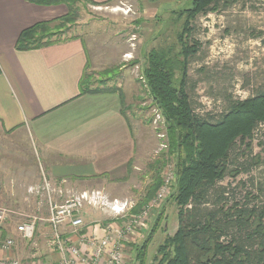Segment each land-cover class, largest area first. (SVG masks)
Listing matches in <instances>:
<instances>
[{
	"label": "crops",
	"instance_id": "0c3cea01",
	"mask_svg": "<svg viewBox=\"0 0 264 264\" xmlns=\"http://www.w3.org/2000/svg\"><path fill=\"white\" fill-rule=\"evenodd\" d=\"M66 12L63 5L0 0V209L7 211L0 239L14 241L10 250L0 251V260L57 263L48 219L52 209L70 200H79L83 227L71 235L67 224L59 226L63 237L67 233L82 251L92 238L115 239L112 229L123 220L100 202H136L131 197L144 187L147 192L156 176L153 169L159 160L152 153L159 142L142 136L141 121L123 109L118 93L80 94L81 77L96 70L92 65L87 69L82 39L15 49L21 32ZM135 125L138 140L132 133ZM159 206L149 221L160 215ZM29 220H34L35 230L26 240L16 227ZM148 227L126 236L124 252L131 254L145 241Z\"/></svg>",
	"mask_w": 264,
	"mask_h": 264
},
{
	"label": "trees",
	"instance_id": "16d2710c",
	"mask_svg": "<svg viewBox=\"0 0 264 264\" xmlns=\"http://www.w3.org/2000/svg\"><path fill=\"white\" fill-rule=\"evenodd\" d=\"M26 1L40 6L63 5L67 12L21 32L15 44L17 51L79 39L78 36H61L66 33L61 30L79 17L78 4L84 1L100 7L111 2ZM219 1L191 0L187 7L173 11L183 20L177 37L179 51L152 49L145 57L143 76L150 96L162 113L166 128L164 140L176 167V182L169 199L177 207L178 226L173 236L167 237L157 249V255L161 254L158 264H264V204H248L249 197L260 199L264 189L256 187L258 194L255 196L247 192L242 203L228 197L232 189L219 185L227 175L236 178L260 164L258 154L247 159V152L251 151L253 138L264 135V127H259V124L264 125V93L230 102L226 111L218 116L202 117L193 113L186 89L187 65L197 52L187 43V37L193 31L192 22L198 15L215 11ZM108 70H104L106 74L103 75H110ZM175 73L180 74L177 81L174 80ZM88 80L85 72L79 82L81 95L117 92L124 109L125 96L121 90L113 86L90 87ZM100 85H104L101 80ZM157 140L160 144L161 140ZM161 181L162 178L157 176L153 178V184L142 200L144 204L154 196ZM136 207L132 213L139 212ZM162 219L161 215L156 217L153 229L138 248L135 255L138 263L142 264L146 245Z\"/></svg>",
	"mask_w": 264,
	"mask_h": 264
},
{
	"label": "rangeland",
	"instance_id": "374dc122",
	"mask_svg": "<svg viewBox=\"0 0 264 264\" xmlns=\"http://www.w3.org/2000/svg\"><path fill=\"white\" fill-rule=\"evenodd\" d=\"M190 3L191 0H113L94 7L81 1L76 22L61 30L66 32L62 37L82 39L89 58L87 69L91 65L96 68L86 72L90 87L113 86L121 90L126 97L124 110L141 121L142 136H151L155 144L159 142L155 135L166 134V128L143 76L145 57L152 49L179 51L177 37L183 20L173 11ZM192 26L187 43L197 52L187 65L186 89L194 114L218 116L226 111L230 102L264 93V0H220L215 11L198 15ZM104 70L111 74L103 75L106 74ZM179 77L180 74H174V80ZM100 80L104 85H100ZM132 133L138 140L136 125ZM160 145L152 153L154 160H159L153 169L158 178H162L167 162L175 164L167 149L160 148L155 154ZM247 154V159L258 154L260 164L236 178L227 175L219 184L232 189V194L228 193L230 199L242 203L247 192L255 196L258 194L256 187L264 189L263 134L253 138ZM145 192L146 187L140 195L131 197L138 209L143 207L141 200ZM248 200L250 205L264 204V195L258 200L251 197ZM159 210L163 219L146 245L142 264H158L161 254L157 255V249L177 230L175 203L167 197L160 203ZM156 215L158 212L153 218ZM154 220L146 221L147 234L153 229ZM143 241L134 246L131 254L125 250V264H140L135 255Z\"/></svg>",
	"mask_w": 264,
	"mask_h": 264
},
{
	"label": "built area",
	"instance_id": "2783aa9c",
	"mask_svg": "<svg viewBox=\"0 0 264 264\" xmlns=\"http://www.w3.org/2000/svg\"><path fill=\"white\" fill-rule=\"evenodd\" d=\"M259 127H264L259 124ZM157 139L163 141L164 133H158ZM158 146L155 154L159 153L160 148L167 149V144L162 142ZM176 182V167L172 162H167L164 166L162 181L159 189L154 196L146 202L138 213H132L135 208V202L118 200L101 201L100 204L108 211L123 222L117 229H112L115 239L105 236L102 239L92 238L87 241L88 250L82 251L77 245L71 242L66 235L63 237L59 232V226L68 225L69 234L76 235L83 227L82 218L78 215L80 207L79 200L66 201L60 207L51 210L48 222L51 227V246L59 255V261L52 264H125V253L123 242L128 235L134 234L140 229L146 228V221L150 218V213L164 201L173 190ZM89 202H92L91 200ZM93 203H97L93 201ZM7 218V211L0 209V228ZM35 230L34 220L16 227V231L23 239L30 240ZM14 246L12 238L0 239V251H8ZM0 264H20L18 260L4 259Z\"/></svg>",
	"mask_w": 264,
	"mask_h": 264
}]
</instances>
